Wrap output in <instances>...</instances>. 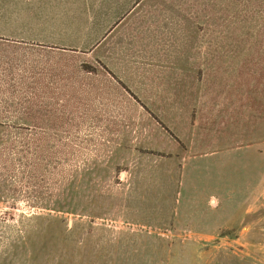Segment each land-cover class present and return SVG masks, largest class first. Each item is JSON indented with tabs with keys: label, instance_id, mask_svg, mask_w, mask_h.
Wrapping results in <instances>:
<instances>
[{
	"label": "rangeland",
	"instance_id": "rangeland-1",
	"mask_svg": "<svg viewBox=\"0 0 264 264\" xmlns=\"http://www.w3.org/2000/svg\"><path fill=\"white\" fill-rule=\"evenodd\" d=\"M156 2L0 0V264H264V0Z\"/></svg>",
	"mask_w": 264,
	"mask_h": 264
},
{
	"label": "trees",
	"instance_id": "trees-1",
	"mask_svg": "<svg viewBox=\"0 0 264 264\" xmlns=\"http://www.w3.org/2000/svg\"><path fill=\"white\" fill-rule=\"evenodd\" d=\"M57 1L61 2L62 0H57ZM78 1L80 4L83 3L84 5H80V8L73 11L75 13V15L72 16L74 22L73 21L66 22L65 20L62 21V23L66 26V28H65V34L66 35L65 36H68L72 39L74 38L75 40L77 39V37L80 36L79 39L85 41L83 44H87L89 46L92 45V43H94L96 41L97 36L101 35L102 30H99V31L96 30L95 32L91 31L89 33L88 32L84 33L83 31H80V28H84V27H87L89 25L90 26L92 25L95 27H98V26L106 27V26H108L110 28V26L112 24H115L117 22L116 20L121 15L125 14V12H121V11L113 12L111 9H114V8L115 9H123L126 5L128 6V5L139 2L140 5H142V6H151L148 8L144 7V10H143L144 12H149V11L153 12V11H155V9L153 8V6H155L154 4L161 5L160 3L156 2V0H91L92 6H90V7L88 5H86L87 0H72V3L74 4L75 2H78ZM94 2H97V3L94 4ZM88 10L90 12H88ZM157 10L158 9H156V11ZM28 12H30V15H31V19H29V20H43L42 18H40L41 17L40 10L33 11V12L28 11ZM61 12L67 13V12H69V9L63 10ZM41 13L43 15H45L43 12H41ZM88 13L90 14L89 16H88ZM57 14L59 15L60 13H57ZM30 15L26 14L25 16L27 18V16H30ZM32 17H34V18H32ZM36 17H38V18H36ZM78 21H80V22L77 23ZM88 21L90 22L89 25L84 26L85 23ZM93 29H96V28H92V30ZM104 64H106V63L104 62ZM89 68H91V67H89Z\"/></svg>",
	"mask_w": 264,
	"mask_h": 264
},
{
	"label": "crops",
	"instance_id": "crops-1",
	"mask_svg": "<svg viewBox=\"0 0 264 264\" xmlns=\"http://www.w3.org/2000/svg\"><path fill=\"white\" fill-rule=\"evenodd\" d=\"M144 7L145 6H142V5H140L139 2H137V3H134V4L128 5V6L126 5L123 9H115V8L114 9H111L113 12L121 11V12H125V14L121 15L116 20L117 22L115 24H112L110 26V28L113 29L114 27H118L134 10H137V11L142 10L143 11L144 10ZM25 20L26 21L36 22V23H38L37 25H40L44 29L45 28L46 29H48V28L54 29V30H52V33H51V36L52 37H55L56 36V34H55L56 31H58V33H60L59 34V37L62 36V35H66L65 34V28H66V26L63 23L56 22L55 20H47V21H44V20H29V19H25ZM136 20H139V19L136 18ZM45 24H48V25L46 26ZM57 24H59V25H57ZM55 28H57V29H55ZM60 41H62L63 43L66 42V43H79V44L81 42L82 43L85 42L84 40H80V39H76V40L75 39H72V40H64V39L62 40V39H60Z\"/></svg>",
	"mask_w": 264,
	"mask_h": 264
}]
</instances>
